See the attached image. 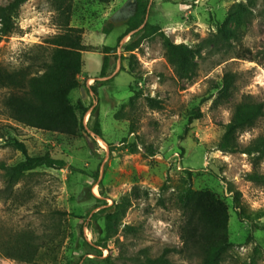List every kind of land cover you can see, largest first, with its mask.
Listing matches in <instances>:
<instances>
[{
    "label": "rangeland",
    "instance_id": "obj_1",
    "mask_svg": "<svg viewBox=\"0 0 264 264\" xmlns=\"http://www.w3.org/2000/svg\"><path fill=\"white\" fill-rule=\"evenodd\" d=\"M11 1L0 0V7ZM136 5L74 0L71 26L82 28L84 44L94 47L82 53L81 87L71 94L73 105L90 108L77 136L15 121L5 106L12 90L0 87V162L25 160L16 141L32 157L49 154L66 162L63 169L27 173L9 192L0 170V264H141L166 247L179 250L184 186L214 193L229 209L233 246L222 264H264V183L247 179L248 173L264 175V158L217 149L236 103L247 96L264 103V0H150L146 22L175 43L200 50L190 80L176 75L159 36L124 50L130 37H119ZM56 14L51 0L24 3L15 32L0 40V68L42 73L51 62V39L61 33ZM227 21L237 36L219 43L215 35ZM105 46L114 50L108 76L100 78ZM228 73L235 76L233 96L218 100ZM148 98L158 99L161 108H151ZM96 107L103 139L91 131ZM194 114L200 118L191 123ZM263 133L261 120L237 139L246 146ZM232 191L241 193L243 218ZM107 215H116L111 228ZM26 234L45 244L35 260L7 258L3 247ZM169 258L173 264L200 263L181 252Z\"/></svg>",
    "mask_w": 264,
    "mask_h": 264
},
{
    "label": "trees",
    "instance_id": "obj_2",
    "mask_svg": "<svg viewBox=\"0 0 264 264\" xmlns=\"http://www.w3.org/2000/svg\"><path fill=\"white\" fill-rule=\"evenodd\" d=\"M27 1L13 0L0 7V40L15 32V18L20 7ZM51 1L57 13L55 22L61 30V33L51 39L53 45L51 62L45 63L43 72L37 74H33L29 67L12 72L0 68V87L12 90L5 100V106L9 116L15 121L39 130L77 136L85 129L84 117L90 108L85 107L80 101L76 106L73 105L71 94L81 87L78 76L82 73L83 68L82 53L92 51L94 47L84 44L82 28L71 26L74 0ZM100 1L109 2L110 0ZM149 3L150 0H137L135 13L127 20V29L119 37V42L130 37L124 45V50L133 52L139 47L142 40L159 36L165 49V57L176 75L186 80L196 77L199 65L195 61V57L200 54V50L183 43H175L159 26L147 23ZM228 23L229 21L215 35L217 42L227 43L231 38L237 36V31L230 30ZM110 32L108 28L105 29L106 34ZM113 50L111 47H103L105 56L100 78L108 76L110 53ZM97 82L95 81V83ZM234 86V74H226L218 100L221 98L228 100L232 97ZM92 89L97 93L94 86ZM147 101L151 108H161V102L158 99L148 98ZM97 111L96 107L90 114V119H95L91 131L98 138L103 139ZM199 118L200 115L194 114L190 117V122ZM261 120H264V103L253 100L249 96L245 97L234 105L232 118L223 127L224 133L217 149L224 153H241L263 159L264 133L251 140L246 146H242L237 139L240 133L254 128ZM13 146L21 151L26 158L13 166L0 162V170L5 172L4 177L9 184L7 191H12L13 187L27 173L38 168L63 169L66 166L63 159L52 158L49 154L38 157L28 155L27 147L22 142L16 141ZM188 174L191 175V172L189 171ZM247 179L259 184L264 183V175L257 172L248 173ZM232 192L237 213L240 218H243L246 210L241 203V193L239 191ZM179 205L184 218L181 227L182 248L177 250L166 247L160 257L147 258L141 264H173L169 258L173 252L197 257L200 260L199 264H222L225 255L233 246L229 240L230 214L227 205L214 193L195 190L191 186H184L180 190ZM115 219L116 215H107L109 228ZM44 245V243H37L34 237L26 234L3 248L7 258L32 263L39 249Z\"/></svg>",
    "mask_w": 264,
    "mask_h": 264
}]
</instances>
